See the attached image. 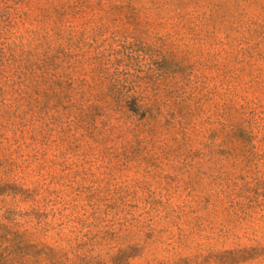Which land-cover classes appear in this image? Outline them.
<instances>
[{
    "label": "trees",
    "instance_id": "16d2710c",
    "mask_svg": "<svg viewBox=\"0 0 264 264\" xmlns=\"http://www.w3.org/2000/svg\"><path fill=\"white\" fill-rule=\"evenodd\" d=\"M168 1L179 0H0V264H69L6 196L98 191L86 176L120 150L114 140L144 139L162 114L183 128L218 125L231 153L257 157L248 179L264 213V0H238L242 32L177 49L170 31L206 34L194 24L213 3L161 17L149 7Z\"/></svg>",
    "mask_w": 264,
    "mask_h": 264
},
{
    "label": "rangeland",
    "instance_id": "374dc122",
    "mask_svg": "<svg viewBox=\"0 0 264 264\" xmlns=\"http://www.w3.org/2000/svg\"><path fill=\"white\" fill-rule=\"evenodd\" d=\"M189 3L149 7L159 17L174 16ZM212 3L194 24L206 34L181 39L178 26L170 31L168 46L202 47L214 31L242 32L238 0ZM161 120L142 140H114L120 150H109V164L86 176L101 181L98 191L58 186L45 199L23 191L6 196L9 210L69 264L160 258L177 264H264L261 191L248 179L259 168L257 157L231 153L218 125L194 121L183 128L165 114ZM7 194L8 187L0 190V196Z\"/></svg>",
    "mask_w": 264,
    "mask_h": 264
}]
</instances>
